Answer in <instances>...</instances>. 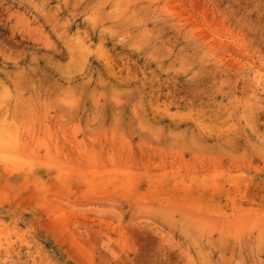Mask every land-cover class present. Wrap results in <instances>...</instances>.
<instances>
[{"label":"rangeland","instance_id":"rangeland-1","mask_svg":"<svg viewBox=\"0 0 264 264\" xmlns=\"http://www.w3.org/2000/svg\"><path fill=\"white\" fill-rule=\"evenodd\" d=\"M0 264H264V0H0Z\"/></svg>","mask_w":264,"mask_h":264}]
</instances>
